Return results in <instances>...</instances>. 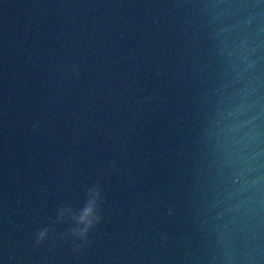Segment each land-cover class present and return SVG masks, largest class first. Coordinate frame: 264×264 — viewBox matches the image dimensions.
<instances>
[{"label": "water", "instance_id": "obj_1", "mask_svg": "<svg viewBox=\"0 0 264 264\" xmlns=\"http://www.w3.org/2000/svg\"><path fill=\"white\" fill-rule=\"evenodd\" d=\"M0 264H264V0H0Z\"/></svg>", "mask_w": 264, "mask_h": 264}, {"label": "clouds", "instance_id": "obj_2", "mask_svg": "<svg viewBox=\"0 0 264 264\" xmlns=\"http://www.w3.org/2000/svg\"><path fill=\"white\" fill-rule=\"evenodd\" d=\"M97 193V197H98ZM96 210V201H89L88 205L83 209V214L79 217V223L83 224V228L74 227L72 231V235L78 239L87 238L89 231L95 227V225L99 222L100 216L95 215ZM47 231V230H46ZM43 238V233H41V239Z\"/></svg>", "mask_w": 264, "mask_h": 264}]
</instances>
